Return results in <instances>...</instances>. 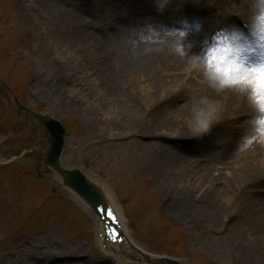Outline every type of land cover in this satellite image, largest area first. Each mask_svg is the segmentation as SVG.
Instances as JSON below:
<instances>
[{
    "label": "rangeland",
    "instance_id": "obj_1",
    "mask_svg": "<svg viewBox=\"0 0 264 264\" xmlns=\"http://www.w3.org/2000/svg\"><path fill=\"white\" fill-rule=\"evenodd\" d=\"M252 2L168 0L157 12L145 0L152 11L134 12L135 0H0V79L7 86L0 84V163L21 158L0 169V260L114 264L91 246L93 221L64 190L36 177L42 140L13 95L64 124L65 163L109 182L137 244L168 256L164 264H264V233L254 229L264 225V144L251 137L245 117L252 113L245 102L236 121L230 115L208 135L188 138L190 96L223 101L198 83L197 73L186 75L187 58L169 50L168 33L150 27L153 19L161 21L155 26L192 27L184 46L201 53L216 24L225 27L229 15L250 17ZM111 72L119 79L112 84ZM230 101L219 119L233 111ZM177 159L189 169L186 180L174 178L182 173L172 170ZM203 173L222 175L210 187L214 195L197 181Z\"/></svg>",
    "mask_w": 264,
    "mask_h": 264
},
{
    "label": "clouds",
    "instance_id": "obj_2",
    "mask_svg": "<svg viewBox=\"0 0 264 264\" xmlns=\"http://www.w3.org/2000/svg\"><path fill=\"white\" fill-rule=\"evenodd\" d=\"M167 3L168 0H153L157 12H162ZM259 4L264 0H253L252 14L245 24L256 43L249 42L235 26L219 29L223 36L216 39L213 35L202 54L186 50L187 33L182 30L170 32L168 40L169 50L187 58L188 70L198 73L209 89L216 93L231 90L246 100L252 113L251 137L264 143V59L253 64L245 58L257 45H264V11H259ZM196 26L203 29L199 22ZM184 108V125L193 139L208 135L219 122L220 105L207 95L190 96Z\"/></svg>",
    "mask_w": 264,
    "mask_h": 264
},
{
    "label": "bare ground",
    "instance_id": "obj_3",
    "mask_svg": "<svg viewBox=\"0 0 264 264\" xmlns=\"http://www.w3.org/2000/svg\"><path fill=\"white\" fill-rule=\"evenodd\" d=\"M69 24V22H66V26ZM186 37L188 38L189 37V35H186ZM84 38H85V40L86 41H88V40H94L92 37H88V36H84ZM141 61H142V59H141ZM144 64V67L145 68H148V67H150V65H153V64H151V63H143ZM172 67H174V66H172ZM188 72H189V70L187 69V71H186V75L188 76ZM135 77H137V74H133ZM108 78H109V80H110V83L112 84V82H114L115 80H119L118 78H117V73H110L109 74V76H108ZM107 78V79H108ZM197 79H198V83L199 84H201L202 86H204V88L206 89V91H208V90H210L208 87H207V85L203 82V80H202V77L197 73ZM126 81H127V79H124V81H121L122 82V85H123V87H124V85H126ZM119 82V81H118ZM137 82V81H136ZM215 94H219V98H220V101H223V102H218V104L220 105V111L221 112H225L226 110H225V106H226V101H230V97L231 98H233V100H231L230 101V103L233 105V107H231L230 109H232V108H234L233 109V111H231L230 113H228V115H226L223 119H219V122L220 121H226L227 119H229L230 118V115L232 116L233 114H237L238 112H237V110H238V108L240 107V106H242L243 104H244V101L242 100V99H244L242 96L241 97H239V95L237 94V93H235V92H233V91H231V90H225V91H223V92H221V93H216V92H214ZM216 102V101H215ZM231 105V106H232ZM229 116V117H228ZM174 119H175V121H176V119L177 118H175L174 117ZM188 138H191V137H188ZM264 144V143H263ZM263 148H264V146H263ZM264 155V154H263ZM244 159H242L241 161H243ZM263 161H264V159H262ZM179 161L181 162L182 160L181 159H179ZM185 161V160H184ZM180 162H178V159L177 160H175V162H174V166L172 167V170L174 171V173L176 172V173H178V172H180V170L182 171V173L180 174H175L174 175V178L175 179H177V180H179V179H185L186 180V177H187V171H189V169H188V167H183L182 166V164L180 163ZM188 165H191V162L190 161H185ZM178 166V167H177ZM238 167H241V166H237V167H235V170H237L238 169ZM187 170V171H186ZM162 173H163V169L160 167L159 168V170H158V175H162ZM249 172H244V174L242 175V177L243 178H246L247 176H249V174H248ZM52 175H54V174H52ZM186 175V176H185ZM205 174L203 173L202 175H200V174H198V178H197V181H199V184L201 183L202 185H204L205 187H206V194H208V193H210V192H212L213 193V195H214V191H213V189H211L210 187L212 186V184H213V182L215 181V178H222V175H210V177H205L204 176ZM230 179H234V181H236L235 179V176L231 173L230 175ZM241 177V176H240ZM228 178V177H227ZM226 178V179H227ZM225 179V180H226ZM200 184V185H201ZM208 198V197H207ZM211 200H212V195L210 194V200H209V198H208V203L209 204H207V206H206V209H207V214L209 215L208 216V219H210L211 221H212V223L215 221V218L217 219V214H216V212H215V210L213 211V209H212V207H213V205H212V203H211ZM252 228V227H251ZM251 228H249V229H251ZM254 229L257 231V232H260V231H262L261 233H264V225H263V223L262 224H260V225H257V226H255L254 227ZM246 230H248V229H246ZM246 230L244 231V233L246 232ZM243 233V234H244ZM247 234H244L243 236H244V239L245 240H247L246 239V237H250V236H252L251 234H250V231H247L246 232ZM264 235H262V237H263ZM12 258H14L15 259V257L14 256H12L11 255V257L10 258H2L1 260H0V264H13L12 262H10V261H13L12 260Z\"/></svg>",
    "mask_w": 264,
    "mask_h": 264
},
{
    "label": "water",
    "instance_id": "obj_4",
    "mask_svg": "<svg viewBox=\"0 0 264 264\" xmlns=\"http://www.w3.org/2000/svg\"><path fill=\"white\" fill-rule=\"evenodd\" d=\"M18 108L21 109L20 107H18ZM37 118L40 120V122H41V124L43 126H45V125H47L49 123L48 120H46L45 118H42V117H37ZM60 136L54 137L53 141L51 142V147L52 148H55V147H57V146H59L61 144ZM57 155H58V149L53 150L49 154V161L52 162L56 158Z\"/></svg>",
    "mask_w": 264,
    "mask_h": 264
},
{
    "label": "snow or ice",
    "instance_id": "obj_5",
    "mask_svg": "<svg viewBox=\"0 0 264 264\" xmlns=\"http://www.w3.org/2000/svg\"><path fill=\"white\" fill-rule=\"evenodd\" d=\"M262 59H264V56H262ZM110 216L112 215V213L109 211L108 213ZM115 235V239L119 240V234H114Z\"/></svg>",
    "mask_w": 264,
    "mask_h": 264
}]
</instances>
